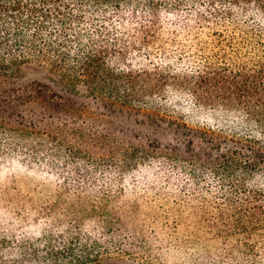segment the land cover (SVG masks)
Masks as SVG:
<instances>
[{"label":"trees","instance_id":"obj_1","mask_svg":"<svg viewBox=\"0 0 264 264\" xmlns=\"http://www.w3.org/2000/svg\"><path fill=\"white\" fill-rule=\"evenodd\" d=\"M5 155L118 177L0 264H264V0H0Z\"/></svg>","mask_w":264,"mask_h":264},{"label":"rangeland","instance_id":"obj_2","mask_svg":"<svg viewBox=\"0 0 264 264\" xmlns=\"http://www.w3.org/2000/svg\"><path fill=\"white\" fill-rule=\"evenodd\" d=\"M81 166V173L87 169L91 176L85 182L79 179L71 184L69 166H62L61 174L20 158L7 155L0 158V250L3 240L21 234L38 235L63 210L102 207L103 192L117 189L118 167L105 163ZM12 255L7 257L11 259ZM103 263L137 264L132 259H108Z\"/></svg>","mask_w":264,"mask_h":264}]
</instances>
